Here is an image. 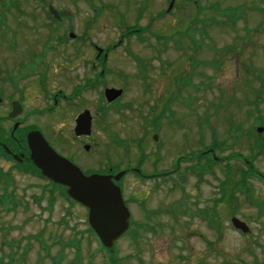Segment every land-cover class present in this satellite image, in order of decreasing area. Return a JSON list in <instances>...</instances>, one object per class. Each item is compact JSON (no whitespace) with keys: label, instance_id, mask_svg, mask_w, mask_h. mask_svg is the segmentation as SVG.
Instances as JSON below:
<instances>
[{"label":"rangeland","instance_id":"obj_1","mask_svg":"<svg viewBox=\"0 0 264 264\" xmlns=\"http://www.w3.org/2000/svg\"><path fill=\"white\" fill-rule=\"evenodd\" d=\"M12 1L19 3L5 12L0 33L6 30L2 37L14 40L0 45V72L16 67L13 56L21 54L27 55L22 59L26 62L44 57L45 65H24L34 75L23 82L16 83V71L8 75L15 83L13 88L0 85V119L9 111L7 101L20 97V127H37L82 170L107 165L122 169L141 157L139 168L145 175L173 171L163 178H125L123 196L132 227L114 246L116 264H264V0H174L168 14L169 0ZM49 5L60 22L47 17ZM230 8L238 9L233 24L215 12ZM2 12L0 8V16ZM126 28L141 35L125 39L108 55L103 86L84 88L85 78L79 77L88 72L81 67L84 60L95 56L90 45L116 46ZM51 30L57 41L44 36ZM13 33L27 40L7 36ZM185 33L188 43L181 40ZM70 34L83 42L70 40ZM156 36L167 40L165 47L156 46L162 43ZM44 43L58 52H45ZM77 47L84 48L78 56L73 52ZM64 57L75 59L68 64ZM135 59L146 69L145 80L137 78ZM105 88L124 90L117 104H105ZM58 93L67 101L52 106ZM84 110L93 119L91 136L74 139V119ZM230 123L239 136L227 133ZM0 127L9 133L11 121L0 122ZM114 141L126 143L127 149ZM214 141L216 157L223 161L210 172L187 161ZM84 145H89L88 152ZM108 152L110 162L104 159ZM230 152L241 158L226 160ZM0 169L10 173L8 191L15 201L6 208L0 202V264H112L88 231L84 208L68 202L60 191L50 196L52 185L20 173L8 160L0 159ZM227 175L223 196L220 184ZM241 186L249 192L242 193ZM234 217L247 225L249 234L230 226Z\"/></svg>","mask_w":264,"mask_h":264},{"label":"water","instance_id":"obj_2","mask_svg":"<svg viewBox=\"0 0 264 264\" xmlns=\"http://www.w3.org/2000/svg\"><path fill=\"white\" fill-rule=\"evenodd\" d=\"M4 0H0V3ZM172 4L169 6L171 8ZM56 19L58 14L49 8ZM73 35L69 37L72 38ZM122 94L121 90L106 89L104 96L107 103H112ZM21 111L17 103L12 104V113L9 118L16 117ZM91 119L88 111H84L75 120V136L90 135ZM16 129V126L13 130ZM156 140V137H154ZM27 147L30 153V162L41 172L47 180L67 189L68 197L79 203L88 211V224L95 233L101 245L111 250L115 241L129 229L130 213L122 200L121 192L109 176L91 175L85 177L78 169L65 159H61L47 145L39 132L32 131L26 136ZM6 152L8 149L3 146ZM88 147L85 146L84 150ZM121 175L114 179L117 181ZM232 227L243 234L250 232L245 223L237 218L230 220Z\"/></svg>","mask_w":264,"mask_h":264},{"label":"flooded vegetation","instance_id":"obj_3","mask_svg":"<svg viewBox=\"0 0 264 264\" xmlns=\"http://www.w3.org/2000/svg\"><path fill=\"white\" fill-rule=\"evenodd\" d=\"M187 3H188V1L189 0H185ZM18 3L19 2H9V4L10 5H12V6H14V5H16V7H17V5H18ZM220 15L222 14V12L221 11H217ZM8 26H6V28H7ZM5 33H6V30H5ZM5 33H0V45L1 46H3V45H5V46H9V45H12V42H13V40L14 39H12L11 41L10 40H7V38H5L4 39V37H2V36H4V35H6ZM20 34H18V33H13V34H7V36H13V37H16V39L15 40H17L18 39V36H19ZM134 35H136V34H134ZM21 36V39L20 40H27L25 37H24V35L23 34H21L20 35ZM48 40H53V41H57V39H55L56 38V35H55V33H47V34H45L44 35ZM129 35L128 34H126L124 37H122L123 39H121V42L120 43H122L123 41H125V39H126V37H128ZM183 37H185V38H187V39H185V38H183V41H186V43H188V41H189V34L188 33H185V34H183ZM129 38V37H128ZM164 38H157V40L156 41H162ZM70 40H72V41H75V40H77V38H74V39H70ZM79 40V42H83L82 40L83 39H78ZM77 40V41H78ZM19 41V40H18ZM63 41H65V40H63ZM86 41V40H85ZM183 41H182V43H183ZM185 43V42H184ZM17 44V47L15 46V48H14V50L16 49V48H18L19 47V43H16ZM21 45H23L24 43L21 41V43H20ZM60 44H61V42H60ZM50 45V44H49ZM48 45V46H49ZM57 45H59V44H57ZM84 45V44H83ZM44 46L46 47L47 45L44 43ZM91 46V51H94L95 52V56H94V58L92 59V60H90L89 62L88 61H85L84 60V62L82 63V66L81 67H85V68H88V72H87V74L85 75V77H79L80 79H83V78H85L84 80V83H83V85L82 86H86V88L87 87H89L92 83H93V81H94V77H93V74L95 73V72H97V74L99 75V77H98V81L99 82H102V80H103V78L107 75V73H108V70H107V61H108V55H110L111 53H110V49H100V48H98L97 46H93V44L92 45H90ZM156 46H163V44L162 43H158ZM188 46L187 45H185L184 46V48H187ZM56 48V47H55ZM51 49V48H46L44 51L45 52H49V53H51V54H53L54 52H58V50L57 49ZM84 48H74L73 49V52H74V54L76 55V56H78V55H80L81 53H83V50ZM4 50V49H3ZM113 51V50H112ZM2 51H0V53H1ZM5 52L7 53L8 52V50H6L5 49ZM21 53V52H20ZM105 54H107V55H105ZM25 57V58H24ZM26 57H27V55L25 56V54H21L20 55V58H19V56H13V58L15 59V64L17 63V62H19V64L16 66V67H13V68H11L10 70H6V72L7 73H2V72H0V85L1 86H3V87H10V88H13V84L15 83L14 82V80H12V78H10L8 75H12V72L13 71H16V73L19 75L17 78V80H16V83H19V82H23V81H25V80H27L30 76H32V75H34L33 73L31 74V73H29V67H30V63H33V64H35L36 66H38V65H41V67L42 68H44V65H45V62H44V60H43V58H41V57H38V58H35V59H32L31 61L30 60H27V62H26V60L24 61V60H22V59H26ZM65 58V62H67L68 64L69 63H71V62H73V60L75 59V57L74 58H66V57H64ZM14 59H13V61H14ZM38 59H40V60H38ZM24 65H26L27 67H28V69H27V67L26 66H24ZM15 66V65H14ZM15 69V70H14ZM42 73V72H41ZM7 74V75H6ZM89 74H91V76H89L88 77V75ZM40 76H43V73L42 74H40ZM44 77L46 78V75H44ZM41 79H42V77H41ZM40 79V80H41ZM10 80H12V81H10ZM46 85V84H45ZM45 85H43L44 87H45ZM85 88V87H84ZM78 89V88H77ZM124 91V90H123ZM59 93L58 94H55L54 95V99L53 100H55V102H54V104L55 105H57V100L59 99V100H65L66 99V97L65 96H62V95H60V97L61 98H59ZM19 96H21V95H19ZM0 98H1V100L4 98V95L2 94V92H0ZM121 99V98H120ZM120 99H118L117 101H114V103L112 104V105H115V104H117L118 102H119V100ZM13 103H18V104H20L21 105V107H22V111H21V114H22V112H23V101H22V99L20 98V97H13V99H10V101H7V104H8V106H9V111L7 112V114H6V116L5 117H3L2 119H0V122H2V121H6V120H8V121H11V124H12V127H15L16 126V131L18 130H20L21 129V127H20V125H21V120H20V115L21 114H19V115H17L15 118H9V115L12 113L11 111H12V104ZM166 109H167V106H166ZM49 111V110H48ZM20 112V111H19ZM25 113L24 114H26V111H24ZM0 135L1 136H4V139H5V141H6V143L8 142V139H7V135H6V133H5V131L2 129V128H0ZM10 138H11V140L15 143V142H18V140H19V138L18 137H12V135L10 136ZM74 139H82V138H74ZM83 139H88V138H83ZM2 143H4V142H1V144ZM5 144V143H4ZM114 144V143H113ZM116 146V145H115ZM118 147V146H117ZM212 153V152H211ZM211 153H208L209 155H210V157L212 158V155L213 154H211ZM10 155H8L9 157H10V161L9 162H11V161H13L15 164H18V165H22V164H25V163H27V162H29L28 161V159H29V153L26 155V153H25V150L22 148V147H16V148H13L12 150H10V153H9ZM13 157H16V160L14 159L13 160ZM140 158V160H139V163L137 164H134L133 166H130V165H128V166H126L125 168H122V169H117V167L116 166H114L113 167V165H107V168L106 169H102L101 167H99L100 169H91V170H84L83 171V173H85V175H89V174H99V175H108V176H111V177H114V176H116L117 174H119V173H123V175L121 176V178L115 183L119 188H120V190H121V192L123 193V183H124V180H125V178H128V177H133L134 175L133 174H135V175H137V176H139V177H135V179L137 178L138 180H149V179H155L154 177H156L157 175H161L162 176V178L163 177H168V175L169 174H171V173H173V171L172 172H170L169 174L168 173H162V174H157V173H155V174H152V175H145V174H142L141 172H139V174H137V171H140L141 169L139 168L140 167V162H141V157H139ZM104 159H106L107 160V162H110V159H111V157H110V153L108 152L106 155H105V158ZM143 159V158H142ZM13 163V164H14ZM157 178V177H156Z\"/></svg>","mask_w":264,"mask_h":264},{"label":"trees","instance_id":"obj_4","mask_svg":"<svg viewBox=\"0 0 264 264\" xmlns=\"http://www.w3.org/2000/svg\"><path fill=\"white\" fill-rule=\"evenodd\" d=\"M232 12V10L230 11V13H228V14H225V16H226V19L229 21V22H232V23H234L233 22V20H234V16H233V14L231 13ZM49 16V15H48ZM130 30V29H129ZM131 33H133L132 31L130 32H128V34H131ZM257 98H260V93H258L257 94V96H256ZM255 104V103H254ZM257 105V103L255 104V109H256V106ZM258 121V120H257ZM31 129H33V127H30ZM234 130L236 131V132H238V136L240 135V133H239V131L236 129V128H234ZM26 131H27V129L26 130H19V131H17V132H15L16 134V136H18L19 137V140H18V144H15V143H12V141L8 138V142H7V144H8V147L9 148H16V147H22L25 151H26V148H25V142H24V136H25V133H26ZM262 139V136H258L257 137V139ZM257 139L255 140V143H258V145L260 144V142L259 141H257ZM2 139L0 138V141H1ZM262 141H263V139H262ZM223 145H224V143H223ZM263 145H264V143H262V146L260 147V148H262L263 147ZM256 147V144L254 145V148ZM207 149H212L213 150V153H217V150H218V147H217V143L216 142H213V143H211V145H210V147L209 148H207ZM231 154V156L229 155V157L228 158H226V160L227 159H231V158H233V159H239V158H241L239 155H238V153L237 152H230ZM250 154L251 155H253V152H250ZM0 156L1 157H4V158H8L7 156H6V154H4V152L2 151V149L0 148ZM197 161V164H195V168H196V165L197 166H201L200 164H202V160H204V164H202L203 165V169L205 170H207V171H211L212 170V168L214 167V166H216V165H218V163H220L221 161H223V159H218V161L217 162H214L212 159H210V157H208L207 155H206V157L204 156V157H202V155H198L197 154V156H196V158H195ZM193 159H191L190 161H192ZM250 164V163H249ZM16 167H17V170L18 171H20V173L22 172L23 174H31L32 173V175H36V176H38L39 178H41V176H40V173H38L39 171L30 163V162H27V163H25V164H23V165H16ZM194 167H191L190 169H194ZM226 168L228 169V167L226 166ZM176 169V168H175ZM251 175V174H250ZM228 179H229V176L227 175L226 176V179H225V181L222 183V184H220L221 185V189H222V195L224 196V194H225V185L227 184V181H228ZM11 184V179H10V175L8 174V173H4L1 169H0V186H2L3 188V192H4V194H2L1 195V197H0V202H1V205L4 207V208H6L8 205H9V202H13L14 201V193L12 194L11 193V191H8V189H9V187L11 186L10 185ZM55 189H60V193L62 194V195H65L64 194V190L62 189V188H60V187H57V186H55V185H52V187H51V190H50V193L51 194H53V192H55ZM241 190H242V193L244 192V194H247L248 192H249V190L246 188H243V186H241ZM13 192V191H12ZM233 192H230L229 193V196H228V198H229V200L228 201H230V202H232V200H234L233 199ZM250 198L251 197H249V198H247V200H250ZM15 202V201H14ZM262 205V204H261ZM155 214V213H154ZM90 231V230H89ZM90 233H92L91 231H90ZM112 259H114V254H113V256H112ZM116 262L114 261H112V264H115Z\"/></svg>","mask_w":264,"mask_h":264}]
</instances>
